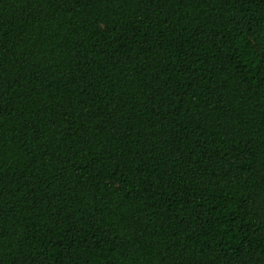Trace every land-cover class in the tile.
I'll return each mask as SVG.
<instances>
[{
    "label": "trees",
    "instance_id": "16d2710c",
    "mask_svg": "<svg viewBox=\"0 0 264 264\" xmlns=\"http://www.w3.org/2000/svg\"><path fill=\"white\" fill-rule=\"evenodd\" d=\"M0 264H264V0H0Z\"/></svg>",
    "mask_w": 264,
    "mask_h": 264
}]
</instances>
